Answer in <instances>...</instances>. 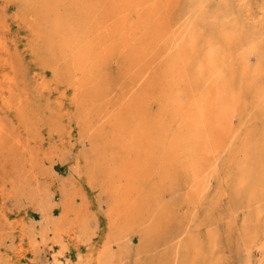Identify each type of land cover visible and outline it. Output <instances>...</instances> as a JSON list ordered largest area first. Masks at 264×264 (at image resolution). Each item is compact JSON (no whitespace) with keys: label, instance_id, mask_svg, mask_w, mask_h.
Instances as JSON below:
<instances>
[{"label":"rangeland","instance_id":"rangeland-1","mask_svg":"<svg viewBox=\"0 0 264 264\" xmlns=\"http://www.w3.org/2000/svg\"><path fill=\"white\" fill-rule=\"evenodd\" d=\"M0 264H264V0H0Z\"/></svg>","mask_w":264,"mask_h":264}]
</instances>
